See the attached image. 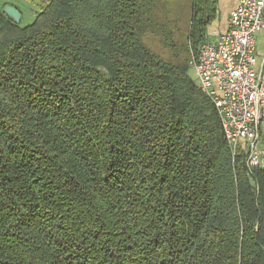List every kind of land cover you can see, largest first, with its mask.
Wrapping results in <instances>:
<instances>
[{
    "label": "trees",
    "instance_id": "16d2710c",
    "mask_svg": "<svg viewBox=\"0 0 264 264\" xmlns=\"http://www.w3.org/2000/svg\"><path fill=\"white\" fill-rule=\"evenodd\" d=\"M37 1L0 4V264H264V166L189 74L216 0Z\"/></svg>",
    "mask_w": 264,
    "mask_h": 264
},
{
    "label": "built area",
    "instance_id": "2783aa9c",
    "mask_svg": "<svg viewBox=\"0 0 264 264\" xmlns=\"http://www.w3.org/2000/svg\"><path fill=\"white\" fill-rule=\"evenodd\" d=\"M198 89L214 104L233 157L249 172L264 166V0H239L226 31L190 63Z\"/></svg>",
    "mask_w": 264,
    "mask_h": 264
},
{
    "label": "crops",
    "instance_id": "0c3cea01",
    "mask_svg": "<svg viewBox=\"0 0 264 264\" xmlns=\"http://www.w3.org/2000/svg\"><path fill=\"white\" fill-rule=\"evenodd\" d=\"M238 1L216 0V18L207 28L209 37H214L216 34L226 31L229 14L237 6Z\"/></svg>",
    "mask_w": 264,
    "mask_h": 264
},
{
    "label": "rangeland",
    "instance_id": "374dc122",
    "mask_svg": "<svg viewBox=\"0 0 264 264\" xmlns=\"http://www.w3.org/2000/svg\"><path fill=\"white\" fill-rule=\"evenodd\" d=\"M36 1L35 0H0V4L7 2V3H13L15 5H18L19 7L24 9L23 22L24 23H29L30 21H32L33 17H35L37 11L39 10V4H38L39 2L38 1L36 2ZM6 6H9V5H6ZM21 20H22V18H21ZM210 38H208L207 41H210ZM207 41H205V42H207ZM203 44L195 45V49L192 50V51L190 49V53H189V55H190L189 56V59H190V62H189V67H190L189 74L191 75V77L194 79L195 82H196L195 72L192 69L190 63L192 62L193 58H195L197 56L198 50ZM263 130H264V128H263ZM239 153L241 154V150L239 151Z\"/></svg>",
    "mask_w": 264,
    "mask_h": 264
},
{
    "label": "water",
    "instance_id": "95a60500",
    "mask_svg": "<svg viewBox=\"0 0 264 264\" xmlns=\"http://www.w3.org/2000/svg\"><path fill=\"white\" fill-rule=\"evenodd\" d=\"M3 13L11 19L15 24H20L21 22V14L11 6H5L3 9Z\"/></svg>",
    "mask_w": 264,
    "mask_h": 264
}]
</instances>
